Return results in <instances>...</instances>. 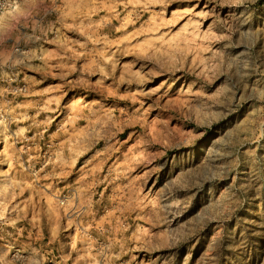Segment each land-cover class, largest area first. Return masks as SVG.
Masks as SVG:
<instances>
[{
  "label": "rangeland",
  "instance_id": "obj_1",
  "mask_svg": "<svg viewBox=\"0 0 264 264\" xmlns=\"http://www.w3.org/2000/svg\"><path fill=\"white\" fill-rule=\"evenodd\" d=\"M0 264H264V0H0Z\"/></svg>",
  "mask_w": 264,
  "mask_h": 264
}]
</instances>
